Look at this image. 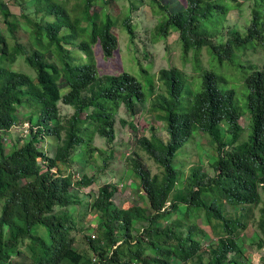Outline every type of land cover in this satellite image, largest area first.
I'll list each match as a JSON object with an SVG mask.
<instances>
[{
  "label": "trees",
  "instance_id": "obj_1",
  "mask_svg": "<svg viewBox=\"0 0 264 264\" xmlns=\"http://www.w3.org/2000/svg\"><path fill=\"white\" fill-rule=\"evenodd\" d=\"M127 2L128 14L119 25L133 41L129 13L144 1ZM236 3L149 0L160 13L156 35L177 33L180 56L195 72H203L187 76L170 65L147 78L144 89L129 72L98 73L94 46L106 60L118 43L111 0H32L15 23L0 2L13 40L0 33V133L28 124V138L15 140L9 151L0 140V264H248L241 234L252 220L264 232V208L254 219L251 214L264 196V62L243 66L238 58L246 49L264 45V0H253L245 33L235 23L226 24ZM16 26L27 33L26 42L18 41L11 29ZM201 49H208L219 64L240 67V94L221 87L226 80L203 67ZM18 59L34 74L14 69ZM60 102L73 109L63 121ZM118 108L130 119L146 111L165 126L166 140L151 128L150 136L134 135L125 144L130 151L124 165L138 179L132 185L145 204L118 206L112 182L89 191L85 204L80 190L95 181L84 172L96 150L94 134L113 142L116 119L136 131L132 120L118 118ZM241 116L248 120L246 127L239 123ZM196 134L206 136L213 151L207 155L213 174L203 170L198 155L182 176L183 147ZM45 140H51L52 155L42 148ZM77 151L87 158L77 162L76 170H61L58 163L70 166ZM76 206H85L98 221L96 234L85 235L82 250L74 246L81 230ZM200 218L209 232L197 224ZM36 225L45 228L46 237L33 232ZM213 237L215 245L208 244L203 254L202 241Z\"/></svg>",
  "mask_w": 264,
  "mask_h": 264
},
{
  "label": "rangeland",
  "instance_id": "obj_2",
  "mask_svg": "<svg viewBox=\"0 0 264 264\" xmlns=\"http://www.w3.org/2000/svg\"><path fill=\"white\" fill-rule=\"evenodd\" d=\"M144 4L136 11L129 13L130 21L133 30L134 40L131 41L129 38V33L121 25V20L128 14L127 13V0H111L113 3L112 14L116 16L115 22L116 26L113 28V33L118 37L117 48L113 52L112 57L108 59H103L99 45L94 46V54L97 62V69L99 74H118L121 71H126L134 75L146 89L145 82L147 78H154L156 73L160 68H165L170 65H175L185 72L187 76L192 74H200L203 72H195L193 65L190 61H184L180 56V43L178 42L177 33L171 32L166 37H161L156 35L155 27L160 17V13L156 11V7L152 4L149 5V0H143ZM184 1V0H181ZM3 4H6L9 10L12 12L13 16H9V20L13 23L18 20H22V13L26 12L32 0H0ZM99 3V2H98ZM253 4V0H237V3L229 10L226 16V24L232 25L236 24V29L240 33H245L247 28V23L250 15V7ZM95 7H97L95 5ZM48 17L47 19H50ZM114 23V24H115ZM11 28V27H10ZM15 30V35L19 42L27 41V33L21 29L11 28ZM0 33L4 34L9 42H13L12 35L7 30V25L2 18L0 13ZM208 50V49H207ZM207 50L201 49L199 51V60L204 68L213 70L217 75L226 80V83H219L221 87H233L239 94V87L241 86V70L239 66H230L228 62H223L221 64L212 57L211 53H207ZM193 53L190 54L192 57ZM207 59H209L207 63ZM243 66L260 67L264 62V45L257 44L255 47L248 48L245 53L239 55L238 58ZM14 69L27 72L29 74H34L32 69H30L21 59H18L12 66ZM144 70V71H143ZM244 75V74H243ZM195 87L193 81L191 89L189 90V96H191ZM148 91V90H147ZM64 92V90H62ZM242 111L245 113V106ZM20 109V108H19ZM22 109H20L21 111ZM73 111L72 107L64 105L62 102L59 103V119L63 121L67 115L71 114ZM117 116L125 118L126 120H132L136 131L128 125H122L119 119L115 122L116 137L113 142L107 143L104 138L100 137L98 134H94L93 146L96 150L92 153V157L88 158L91 164H87L84 167V172L88 175H94L95 181L86 188H81L80 197L83 198V202L89 200L87 193L89 191L96 192L98 187L106 182H112L116 184V192L114 194L113 200L118 206L129 207L133 203L145 204V199L140 197L143 195L140 193V189L134 187L132 183L137 184L138 179L135 176H129V169L124 165V156L128 155L130 151L126 148L125 144L132 141L133 136H150L151 128L153 132L160 138L166 140L167 134L165 131V126L162 121L155 118L153 115L147 113L146 111H140L132 119L124 111L123 108H118ZM239 123L246 127L248 125V120L243 116L240 117ZM28 124L26 122L22 124H17L11 131H6L0 133V140L2 141V146L5 152L11 149V145L14 144L15 140L23 142L28 138ZM186 145L183 147V153L181 155V171L182 176L186 174L188 168L195 164L198 155H201L203 170L208 174L212 175L213 170L209 167V160L207 155L213 154L212 149L208 147L206 136L195 135ZM51 140H45L42 143V148L48 154L52 155ZM181 149V150H182ZM113 151L112 156H109V152ZM208 153V154H206ZM83 155L81 151H77L72 155V163L67 166L62 163H58V167L61 170H76L79 167L78 161L83 158H87ZM146 163L149 165L151 170L157 171V166L154 161L147 157ZM177 165V164H175ZM55 171L56 168H53ZM125 173L127 174L125 177ZM131 174V173H130ZM78 173L76 172V176ZM122 178V179H120ZM1 206V203H0ZM264 208V196L262 200L251 209V214L253 219L261 214V210ZM75 208L73 207V210ZM75 218L78 221V226L81 230L75 233L76 241L74 246L79 249H86V239L85 235H94L95 227L97 224V218L94 214L90 213L85 206H76L74 211ZM205 231L209 232V229L204 221L200 218L197 223ZM136 226L139 223H135ZM258 222L256 220L250 221L247 228L241 234L244 243V253L243 258L248 260V264H264V232L257 229ZM33 232L46 237V230L41 225H36L33 227ZM216 238L210 242L205 240L202 241L201 247L203 254H207L208 244L215 245ZM262 240V245L259 246L258 243ZM192 264V263H191Z\"/></svg>",
  "mask_w": 264,
  "mask_h": 264
}]
</instances>
